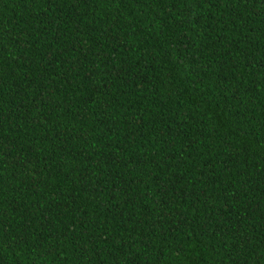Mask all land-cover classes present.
I'll list each match as a JSON object with an SVG mask.
<instances>
[{"label": "trees", "instance_id": "obj_1", "mask_svg": "<svg viewBox=\"0 0 264 264\" xmlns=\"http://www.w3.org/2000/svg\"><path fill=\"white\" fill-rule=\"evenodd\" d=\"M0 264H264V0H0Z\"/></svg>", "mask_w": 264, "mask_h": 264}]
</instances>
